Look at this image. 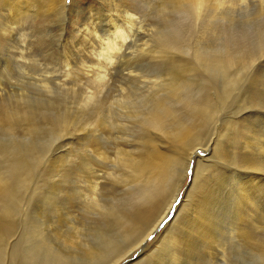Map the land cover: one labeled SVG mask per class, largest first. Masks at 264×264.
<instances>
[{
	"label": "bare ground",
	"instance_id": "1",
	"mask_svg": "<svg viewBox=\"0 0 264 264\" xmlns=\"http://www.w3.org/2000/svg\"><path fill=\"white\" fill-rule=\"evenodd\" d=\"M63 1L4 0L2 8L7 19L6 30L13 33L20 19L25 20L26 17L36 21L40 16H55L58 10L65 8ZM137 1L109 2L114 12L107 14L106 18L116 38L114 41L108 40L113 36L101 38L108 40L106 50L103 49L108 55L94 70L103 67L118 69L120 60L125 59L128 64L134 60V53H131L135 51L128 49L131 52H125L126 42L132 36L129 30L137 28L140 32L141 27H138L145 22V13L143 16L141 10H149V0H139L143 4L141 6L136 4ZM187 1L199 11L197 17L202 19L200 12H207L205 7L209 6L210 0L204 7L205 0ZM215 10L213 14V10L206 13V20L213 21L210 15H214ZM106 11L110 13V10ZM194 18L196 22L201 20ZM214 19L217 22L218 18ZM121 22L123 24L119 25ZM177 29L179 32L182 27ZM20 33L21 30L14 34L25 40L27 35ZM186 35L187 38L190 36ZM203 39L200 40L203 42ZM181 42L178 38H169L165 44L168 48L177 49ZM23 44L25 46V41ZM225 44L228 47L232 42ZM246 45H243L245 51ZM181 47L186 49L187 46ZM23 49L20 47V51ZM198 52L194 53L195 56L191 54L192 58L187 56L191 60L188 65L175 61L173 65L176 68L159 71L163 74L155 76L157 71L152 73L147 68L148 61H152L144 51L141 61H145L147 75L138 74V70L128 72L123 65L111 78H118L110 81L114 82V87L108 83L95 86L105 82L109 75L101 71L96 72L100 82L92 84L96 87L91 88L94 92L87 81L86 86L91 90L86 92L91 93L87 97L85 95L83 101L87 108L84 112L87 113L69 120V188L65 192L62 183L46 186L35 181L32 163L28 165L17 158L16 162L12 161L19 163L17 167L13 166L19 174L18 179L14 176L16 181L12 182V179L7 180L9 177L3 179L0 176V264H264V227L258 225L260 215L256 211V207L262 204L259 196H264V133L256 131V128L249 129L253 125L250 121L260 122L264 112L247 110L231 122L223 123L228 106L239 99L237 93H240L244 74L264 56V51H259L262 54L256 56L257 53L250 56L248 51L249 56L244 51L245 54L234 53L233 50L211 55ZM20 54L24 59L25 55L22 57V52ZM188 59L185 58L186 61ZM201 68L203 72L197 79ZM90 72L92 76L93 71ZM118 72L122 80L120 84ZM151 77L153 81L149 90L145 88L142 93H138L140 90L133 93L140 84L147 83L139 81L141 78L150 80ZM91 79L94 80L90 78V82L93 81ZM128 84L133 88L128 89ZM124 91L126 93H122ZM116 92L121 93L119 101H109L114 100ZM254 93L255 97L250 100L263 107L264 88L260 92L254 90ZM135 94H139L138 99H135ZM241 123L243 130L230 128ZM204 144L208 146H202ZM190 168L192 176L182 198L180 193ZM229 180L233 186L227 189ZM41 191L43 198L39 195ZM179 196L181 201L176 203ZM173 206L174 219L165 223ZM149 236L157 237L151 240L152 243ZM158 249L166 253L168 260L152 263L148 259Z\"/></svg>",
	"mask_w": 264,
	"mask_h": 264
},
{
	"label": "rangeland",
	"instance_id": "2",
	"mask_svg": "<svg viewBox=\"0 0 264 264\" xmlns=\"http://www.w3.org/2000/svg\"><path fill=\"white\" fill-rule=\"evenodd\" d=\"M111 1L112 0H77V2L72 3L73 2L72 0H65L62 2V4L65 5V8L58 10L55 16L53 17L40 16V18H38L36 21L30 20L29 17H26L25 20L20 19V22L17 24V27L15 28V30H13L12 33V31H7L9 29L6 30L7 19L5 17V13L2 8L4 0H0V2H2L0 3V7H1L0 8V122H1L0 123V174H1L0 176L1 178L6 179L7 177H9L7 180L12 179L10 180L12 182L16 181V179L13 180L14 176H16V178L18 179L17 176L19 174L16 171V167L18 166L19 163H15L17 158V160L21 159L22 161L21 160L18 161H21L22 163L28 165L32 163L30 165H34L33 168L31 169L32 171L34 170L33 173L36 174L33 176V178L36 177L34 178L35 181L43 182L42 185H46V186H53L58 183H62V185L65 184L63 186L60 184L61 187L64 188V192H65L67 188H69L70 117L71 118L74 116L80 117L78 115H81L82 117L86 115L87 111L86 112L84 111L87 110V108L86 105L85 107L83 106V103L85 102L84 101L85 95L87 97L88 94L91 93V92L89 93L86 92H88L91 88L94 89L95 86L98 87V85L101 84L103 85L104 83H108L112 87H114L113 86L114 82L110 83V81L118 79L117 77H114L113 80L111 78L112 76H115L117 70L119 71L120 66L123 65L126 66L128 72H132V70L135 71L138 70L140 72L138 74L140 75L142 74L147 75L148 71H146V69L148 68L151 70L152 73H154V71H157L154 75L159 76L163 74L160 73L159 71L170 70V67L173 68L175 66L173 65L175 61H181L182 62L181 65H185V64L188 65L191 60L189 57L188 59L187 56H190L192 58L193 55L195 56L194 53L198 52V49H200V52H203L204 54H206V52H209L210 55L212 53L213 54L221 53V52L225 53L227 51L230 52L231 50H233L234 53L245 52L246 54L245 53L244 54L248 56L250 52L252 53V54L250 53V56H254V53H257L255 54L256 56V55H261L264 51V38H263L264 36L263 37L261 36L262 33L264 35V4H263L264 0H218V1L210 0L208 4L209 6L206 5L208 3V0H205L206 3L203 5V7L207 6L205 7L207 9V12L206 11L205 12L206 13L209 12L208 14H210V10H213V12L211 11V13L213 14L215 10V5L216 3L218 4L216 5V9H217V11L215 10L216 13L214 15L212 14L210 15L213 21H211V19H207L208 21L206 20V13L204 14V11L202 10L203 7L201 9L203 13L200 12L203 15V17L201 14L200 17L204 19L202 20L201 18L197 17L199 15L198 14L199 11L197 12L196 10H194V8L190 5V3L187 0H179V1L149 0L148 12H145V9L141 10L143 16L145 13V18H144L145 22H143L145 24L142 23L143 26L140 25L138 27V28L141 27L140 32L137 28L134 29V31L129 30L132 36H130L131 38L127 37L130 38V41L126 42L127 45L125 48V52L127 51L128 53H130L132 50L135 51L131 53V54L134 53L133 54L134 60L131 62L132 65L130 63L128 64V62H126V60L123 59V61L120 60L118 69H116V67L115 68L110 67L111 69L109 67H108L109 69L103 67L97 71L94 69L99 68L100 62L103 63L104 62L103 58L106 59V56L108 55L106 54L107 51L105 52L103 50V49L106 50L105 47H107L106 44L108 40L114 41L116 38L115 35H114L115 37L113 36L114 29L113 27H111V23H109L108 19L106 18V16L108 17L109 14L114 12L110 8ZM185 2H188L189 4ZM138 3L139 6H141L142 3H140L139 0L137 1L136 4ZM190 8H193V10L197 13H195L193 10L191 11ZM243 8L247 10L246 11L247 13L243 11L244 10ZM105 10H110V13L107 11L106 13ZM185 11L187 13L188 12L190 13L188 14L186 13L185 15L183 14ZM240 11L243 12L240 13ZM243 13L246 14L244 15ZM191 14L193 19L192 17H189V15L191 16ZM195 14L197 15L195 16ZM221 14L222 16H220ZM223 14L227 16V18L226 16L224 17L226 19L225 23L223 22L224 21ZM239 14L240 15L243 14V15L240 16ZM215 15H217L218 17H215ZM219 16L223 20H220L221 18ZM194 17H196L197 19H201L200 22L199 20L196 22ZM187 18L189 20H192V22L189 21ZM214 18H216V20L218 18L217 22L215 21ZM186 20H188V22ZM209 21L210 24L212 22L211 25L208 24ZM190 22L191 24L193 23L192 24L193 27L190 24ZM194 22H196L195 24L197 25V29H195L196 26L194 27L195 25ZM223 23L227 26H225ZM122 24L123 22L119 23V25ZM189 24H190V28L188 29L192 28L191 31H189L192 34L188 32V29H186L187 27H189ZM207 25H209L211 28ZM180 26L182 27V29H179V32H176V30L178 31L177 27L181 28ZM230 27L233 29H231ZM144 28H145V32L147 33L146 37H145L146 33H144ZM261 29H263V31ZM19 30H21V33L27 35L26 37H24L25 40L21 39L22 37L19 38L20 36L19 34H14ZM84 30L87 31L85 32ZM137 31L139 32L138 34L134 33ZM141 32L143 36L140 35ZM185 33L191 36V37L188 36V38H191L194 43L191 41V39L188 40V38L186 37L187 35ZM224 33L225 36H223ZM184 34H185L184 38H187V40L186 39L182 40L184 39L182 37L180 38V35L182 36ZM201 34L205 35V37L203 36L204 39L203 37H200L202 36ZM226 34L227 35L229 34L231 36H226ZM251 35L254 37H252ZM107 36H113V37L109 38L106 41L101 40V38L104 37L107 38ZM247 36H249V38ZM14 38L16 39V41ZM169 38L170 40H174L178 38L180 41H182L181 42L182 45L177 47L178 48L180 47L181 48L180 50H185V51L179 50L180 51L179 52L178 48L176 49V47H174V49H172L173 47L168 48L167 41L169 40ZM200 39H203V42ZM246 39L247 41H245ZM223 40L227 43V45L231 44L232 42L231 44L232 46L230 45L226 47V44ZM227 40L230 41L228 42ZM22 41L23 43L25 41V46L22 43ZM188 41L189 42L191 41V43H188ZM196 41L198 42V45H195L197 43ZM245 42L247 45L249 44V47L245 44ZM144 44H147V46H145ZM243 45H246L245 48L249 53L244 50ZM165 46L167 47L164 48ZM181 46H187L186 49L188 51H186L185 47L183 48ZM218 46L219 47L221 46L223 49H221V47L219 48ZM20 47L21 49L23 48L24 49L20 51ZM134 47H138V48H134ZM215 47L216 49H214ZM225 47L229 49L227 50ZM128 49H130L131 51H128ZM135 49L136 50L138 49V51L136 52ZM204 49L207 50L205 51ZM235 49H239V51L238 50L235 51ZM144 51H145V55L148 56L149 59H151L152 61V62L148 61L147 63L148 65L146 69L143 64L145 61L144 62L141 61L143 58L142 54ZM259 51L262 53H260ZM21 52H22V57L25 55L26 58L24 57V59H22L20 57ZM262 55H264V53ZM185 58L186 60L188 59V61H186ZM253 65L252 68H250L251 70L249 69L247 71L248 73L246 72L247 74H244L245 78L243 77L244 79H242L241 82L242 85L239 87L240 93H237L239 94V99L228 106L226 113L223 117V123H225L228 120L229 122H231L233 118L238 117L247 110H261L262 112H264V106L258 107L252 100H250V98L255 97L254 90L255 92H260L264 88V76H263L264 56L261 57L259 60H257ZM90 71H93L92 76ZM100 71L107 75L109 74L107 79L103 83H98L100 81L97 79L98 74L96 72H100ZM202 72H203L202 68L198 70L197 72L198 75L196 77L197 79H199L200 77L199 74H202ZM87 73L91 76L90 77L88 75V77L94 78V80L91 79L93 81L91 82L89 81L90 78L88 79ZM118 76L120 78L119 72H118ZM147 80L148 79L141 78L139 81H144L147 83L140 84L138 87L135 88L133 93L137 92L138 90H140L138 91V93H142L141 90H144L145 88L146 90H149L153 78L151 77L150 80L148 81ZM45 81L47 83H45ZM117 81L115 83L116 86L118 85ZM121 81L122 80L120 78L119 84ZM131 81H134V79L130 80V82ZM89 83L91 86L92 84L94 85L97 83L98 84L95 86L93 85L91 87L89 86ZM86 84L90 89H88ZM102 88H103L102 92H104L105 89L104 87L101 86V89ZM129 88L131 89L133 88L131 84H128V89ZM92 92L94 91L92 90ZM122 93H126V92L124 91ZM102 94H101V98L103 97ZM119 94L121 93L116 92L115 94H113L116 95L114 96V100H112L113 99L112 98L109 101H116V100L119 101L120 99ZM135 95H136L135 99H138L139 94H135ZM106 98L108 99L109 97L106 96ZM250 123L253 125L249 126V129L256 128L255 129L256 131H261L262 134L264 133V126H263L264 116L262 117L260 122L250 121ZM230 128H238L243 130L244 125L241 123L237 126L232 125L230 126ZM221 129H223L222 126ZM240 139H242V137H240ZM202 146L205 147L208 145L204 144ZM13 160H15L14 163L12 162ZM9 162H11L10 163L11 166H9L8 164ZM35 164L37 166L39 164L38 168L40 169H38L37 166H35ZM12 168L14 171L12 170ZM35 170L38 171L37 172L38 174L36 173ZM4 171L5 172L7 171V173L6 174L2 173ZM43 172H45L46 174ZM11 174L12 176H10ZM37 175L39 176V178ZM188 175L189 176L186 179L184 188L180 193L182 198L184 197L185 191L187 190L186 186H188L190 177L192 176V168L189 169ZM227 185H228L226 186L227 189L232 188L233 186L230 180L228 181ZM43 192H46V190H43ZM43 192L42 191L40 192L39 194L41 195V197L39 196L40 198L44 197ZM181 197L179 196L176 199V203H179L181 201ZM259 198L262 201V204L256 207V211L260 215V221L258 225L263 228L264 227V196L260 195ZM68 206L69 204L67 205V208H69ZM174 211L175 210L173 206L168 217L166 218L165 223L169 222L170 215L174 216ZM262 234H264V230ZM156 237L157 236H155V238ZM158 246L159 245H157V247ZM153 253L154 254H152L148 259L152 263H155L156 261L159 260L160 261L168 260L166 258V253H164V251H162L161 249L155 250Z\"/></svg>",
	"mask_w": 264,
	"mask_h": 264
},
{
	"label": "snow or ice",
	"instance_id": "3",
	"mask_svg": "<svg viewBox=\"0 0 264 264\" xmlns=\"http://www.w3.org/2000/svg\"><path fill=\"white\" fill-rule=\"evenodd\" d=\"M172 219H174V216H171V215H170L169 222H170ZM164 226H165V225H162V227H164ZM154 239H155V238L152 237V236H149V237H148V240H149V241L154 240Z\"/></svg>",
	"mask_w": 264,
	"mask_h": 264
}]
</instances>
